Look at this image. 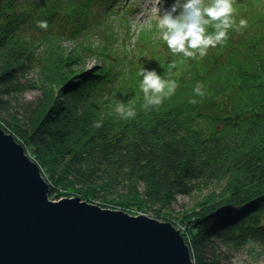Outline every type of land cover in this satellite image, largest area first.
<instances>
[{"label": "trees", "instance_id": "1", "mask_svg": "<svg viewBox=\"0 0 264 264\" xmlns=\"http://www.w3.org/2000/svg\"><path fill=\"white\" fill-rule=\"evenodd\" d=\"M94 2L97 9L83 0H0V55L12 61L9 69L4 71V64L0 70V98L15 90L10 86L21 84L36 85V97L42 101L53 96L51 104L37 108L34 103L28 108L35 117L29 116L23 127L13 124L3 129L32 149L41 168L49 162L51 171L57 170L65 182L78 177L75 184L84 188L87 198L105 194L124 207H141L159 220L165 217L160 212L168 211L177 196L190 195L206 182L222 184L231 174L236 179L231 188L214 192L217 199L209 197L195 217L192 213L182 218L186 222L192 218L187 231L195 264L209 258L220 262L219 248L237 252L245 245L264 247V0H235L226 43L208 50L203 59L173 54L144 66L142 57L132 51L136 61H130L124 72L114 66L119 62L116 55L128 56L131 51L118 41L120 36L107 18L114 5L111 0ZM132 10L128 7L127 14ZM241 19L247 21L246 28L240 27ZM38 21H47V29L39 28ZM154 34L140 32L137 47L155 43ZM90 57H97L102 65L79 73ZM49 62L53 69H63L61 76L49 68ZM76 62L80 70L72 71ZM40 63L48 73L39 72ZM173 63L174 95L146 110L141 69L168 79ZM33 68L43 81L26 80ZM67 83L71 87L64 88ZM197 83L202 85L203 98L194 94ZM64 90H71L69 99L50 111ZM193 99L197 103H190ZM3 102L0 99V108ZM117 102L134 108L135 118L114 113ZM96 122L102 126L94 127ZM242 138H248L252 148L232 154ZM67 145L73 153L65 149ZM246 154L256 160L245 159ZM90 174L99 182H87ZM120 175L134 185L132 190L119 187ZM56 181L64 184L57 176ZM228 207L232 211L227 214Z\"/></svg>", "mask_w": 264, "mask_h": 264}, {"label": "water", "instance_id": "2", "mask_svg": "<svg viewBox=\"0 0 264 264\" xmlns=\"http://www.w3.org/2000/svg\"><path fill=\"white\" fill-rule=\"evenodd\" d=\"M47 193L36 163L0 127V264H192L168 221Z\"/></svg>", "mask_w": 264, "mask_h": 264}, {"label": "rangeland", "instance_id": "3", "mask_svg": "<svg viewBox=\"0 0 264 264\" xmlns=\"http://www.w3.org/2000/svg\"><path fill=\"white\" fill-rule=\"evenodd\" d=\"M112 1L114 4H120V3H118L120 0H112ZM234 2H235V0H233V3ZM163 3H164V1H162L160 5H157L156 3L146 5V2L143 3L140 7H137L132 14H130L128 16V19L126 22H124L120 19V15L112 16V24L111 25H112L114 31L117 32L118 35L120 36L118 38V41H123L126 44L125 45L126 49L128 51H131V54H129L128 56H124V54L121 52L117 53L116 58L119 59V62H117V64L114 65L116 70H124V69L126 70V68L129 66L128 63L130 61H134V62L136 61V58L133 56L132 51L135 52V55H136V53H138V55L140 57H142V61H143L142 63L144 66L149 64L151 62V60L155 59L156 57H170L171 55H173L169 51V49H168L167 45L165 44V42L163 41V39L161 38V31L158 27V21L156 18L158 14L156 13L155 9L157 7H160L162 9ZM166 3H169V2L166 1ZM167 5L168 4H166V6H165L166 9H168L167 7H169ZM117 8H118V6L115 7V9H117ZM57 20H59V19H56L55 21H57ZM100 26H101V24H97L96 28L100 29ZM143 30L148 31V32H152L153 34L155 33L154 37L155 38L159 37L161 40L159 42H155L153 44H150L146 47L144 46L143 48H138L137 47V43H138L137 42V36ZM32 31H35V30H32ZM64 44L66 47L69 46V43L67 41H65ZM113 46H114V48H118L116 43ZM211 49H213V48H209V50H211ZM56 54L60 56V54H58V52ZM53 56L57 57L56 55H53ZM47 58L50 61V57L47 56ZM63 58H64V56H62L61 59H63ZM120 58H121V60H120ZM51 62L53 64L54 59H52ZM56 62H58L57 58H56ZM77 62L73 64L74 66L72 65V71L80 70L79 67H75ZM4 64H5L4 71H6L7 69H9L11 67L12 61L10 60V57H6L3 53L2 55H0V70L2 69ZM49 64H50L49 68L52 71H55L56 74L59 72L60 76L62 75L61 74V72L63 71L62 68L55 67V69H53L50 62H49ZM40 65H41V70H39V72H41V73L42 72L43 73L49 72V69L46 68V65H44L43 63H40ZM97 65L101 66L102 61H99V59L97 57H90L89 59H87L85 68H83L82 70H80L78 72L79 73L83 72V71L86 72L87 70H90L92 67L97 66ZM76 71L74 73H76ZM39 72L35 68H33V70H30L29 72H27L26 80L27 81H34V80L43 81L42 77L40 75H38ZM64 73H65V71H64ZM88 73H90V71ZM88 73H86V74H88ZM76 74H78V73H76ZM76 74H74V75H76ZM21 81L24 82V79H21ZM10 87H14V89H15L14 91H10V93L8 95L10 98H7L8 96L4 95L3 98H0V99H5V100L18 99V100H20V101H18V103L25 101V99H30V101L27 103H32L33 102L32 99L35 98L34 103H35L37 108H42L46 102H47V104H51L52 99H53V96L52 97L49 96L48 99H44L43 101L39 98L40 96L37 98L36 96L39 95V90H37L36 89L37 86L33 85V84H32V86H28V85L25 86L24 84H21L17 87L16 86H10ZM66 87H71L70 83L65 84L64 88H66ZM70 92H71V90L62 91L61 97L58 98V100H57L58 102L56 104H52V106L49 108V110L52 111L54 109L61 108L62 107L61 102L67 101L69 99V93ZM10 94H13L12 97ZM4 102H5L4 104H6V105L8 104L7 101H4ZM4 104L2 103V107L0 108V125H2L3 128H6V125L9 128H12L13 127L12 121H8V117L4 113V108H5ZM114 107H116V105ZM126 107H128V106H126ZM38 111H41V109H39ZM5 112H6V110H5ZM113 112L116 113L115 110H113ZM161 120L166 121L167 119L163 118ZM55 124H57V122ZM5 130H8V129H5ZM12 136H15V135L12 134ZM237 136H239V135H237ZM251 137H253V136H251ZM251 137H248V138H251ZM248 138L240 139L239 141L240 142L242 141V142L240 144H238V146H237L238 151H236V152L233 151L232 154L239 153V152H241L240 150H242V149L244 151H246V149H248V150L251 149L252 148L251 141L248 140ZM34 156H35L34 152H32L29 155V157H31L33 160L36 161V159H35L36 157H34ZM245 159L256 160L255 157L253 156V154L251 156H247V154H246ZM36 163H38V162L36 161ZM47 163H49V162H47ZM47 163L45 164V166L42 165L43 167L40 170V175H41L42 179L48 184L47 195H48V198L50 200L53 199L52 195H54V194L60 195L61 193H71V194L75 193L76 196H82V194L85 195V193L81 191L84 188H80V186L75 185L72 181L65 182L60 177L61 176L60 173H59V175L57 174V170H56V174H54L51 171V164L49 163L50 166L49 165L47 166ZM218 174L224 176V174H222L220 172ZM53 176H54V178H53ZM56 176H57V180H60L64 184H57ZM235 181H236L235 177L234 178L231 177V174H230L229 176H225V178L222 179V181H221L222 184L217 183V184H214L212 186H206V187L198 186V189L192 190L190 195L177 196L176 201L174 202L172 207L169 208L168 211L165 210V211L160 212L159 215L165 216L163 218V220L168 221L170 224H172V226L175 229H177L179 231L184 242L186 241L185 244L189 247L188 243H190V240L188 238V234L190 232L187 231V223L191 222L192 218L190 220H188L187 222L185 220L182 221V218L187 217L188 215H192V213H193L192 217H195L196 214H194V212L206 205V201L209 199V196H207V195H215L214 192H216V193L222 192L223 193V191H225L226 189L231 188L232 185L235 184ZM212 183H214V182H212ZM72 186H74V187H72ZM50 188L52 189V191L50 190ZM49 191H50V193H49ZM85 192H86V190H85ZM104 195L105 194H101V196L104 197L101 199L103 200L105 205L116 206V207H119L121 210H129V211H132V212H135L138 214L148 215L147 211L144 210L146 212L145 213L141 207L138 208V207L133 206V205H130L128 207H124L123 205L117 204L116 201H113L112 199L105 197ZM85 197H86V195H85ZM90 199L94 200V202H96V199L94 197H92ZM86 201H89V200L86 199ZM216 243H218V242H216ZM216 243H215V246L219 247V244H216ZM189 250H190L191 256H193L192 249H189ZM217 252H219V254L223 255V257H222V255L219 256L220 262L213 261L209 258L203 264H212V263H217V264H264V247L260 246V245H256V244L251 245V246L245 245L241 250H239L237 252H232V251L226 252L224 249L219 248V249H217ZM191 258L193 259V257H191Z\"/></svg>", "mask_w": 264, "mask_h": 264}, {"label": "clouds", "instance_id": "4", "mask_svg": "<svg viewBox=\"0 0 264 264\" xmlns=\"http://www.w3.org/2000/svg\"><path fill=\"white\" fill-rule=\"evenodd\" d=\"M157 5L161 0H156ZM161 38L169 51L174 55H182L184 58L203 59L209 48L223 45L228 39V32L233 27V0H174L168 9L161 12V8L155 9ZM241 28L247 27V21L241 19ZM37 26L47 29V21H38ZM211 29V31H209ZM175 64L169 65L168 79L162 78L154 70L141 69L140 89L145 101L144 108L157 107L166 98L174 95L177 84L171 79V69ZM194 94L203 98L205 95L202 85L197 83ZM190 103H197L191 100ZM115 112L123 119L135 118L134 108L126 107L117 102ZM102 124L96 122L94 127ZM192 264H195L193 256Z\"/></svg>", "mask_w": 264, "mask_h": 264}, {"label": "bare ground", "instance_id": "5", "mask_svg": "<svg viewBox=\"0 0 264 264\" xmlns=\"http://www.w3.org/2000/svg\"><path fill=\"white\" fill-rule=\"evenodd\" d=\"M234 39L235 40H238L239 39V37L236 35V36H234ZM240 51V50H239ZM88 75V74H87ZM7 98H9V97H7ZM2 100H4V101H7L8 102V104L6 105V104H4L5 102H3V104H4V106H5V108H4V113L7 115V117H8V121H12V124H20V127H23V124L24 123H29V116H33V118L35 117V115L33 114L34 112L30 109H28L29 107L30 108H32L33 107V104H34V100H35V98H33L32 99V103H27V102H29L30 101V99H25V101H23V102H21V103H18V101H20V100H18V99H9V100H5V99H2ZM13 101V102H12ZM10 107H9V106ZM5 110H6V112H5ZM79 113V112H78ZM53 114H55V113H53ZM13 126V125H12ZM0 127H3L2 125H0ZM29 129H31V127H29ZM6 133L7 134H11V132H10V130H6ZM12 135V134H11ZM14 139H15V141L17 142V145H20L21 146V148H22V150H23V152H24V154L27 156V157H29V155L33 152L32 151V149L19 137V138H16L15 136H14ZM24 142V143H23ZM30 148V149H29ZM65 149L66 150H69L70 152H72L73 153V147L72 146H68L67 145V147H65ZM31 160H32V162H34V163H36V161L35 160H33L31 157H29ZM36 165L38 166V168H39V171L41 170V167L38 165V163H36ZM65 176V175H64ZM114 177V176H113ZM114 178H116V177H114ZM119 178H121L120 180V184H119V187L120 188H122V189H126V190H132L133 188H134V185L133 184H129L130 182H128V181H126V180H124V177L123 176H119ZM85 179H82V181H84ZM86 180H87V182H95V183H98L99 182V180L97 179V177L94 175V174H90V176L88 175V177H86ZM73 182H74V184L75 183H78V181H80V179L78 178V177H73V180H72ZM75 185H78V184H75ZM78 186H80V185H78ZM206 186H210L209 184H208V182H206L205 184H204V187H206ZM196 189H198V188H196ZM75 197H78L79 199H82V200H85L86 201V199L87 200H89L88 202H93V203H98V204H104L105 205V203L103 202V200L101 199V197H96L95 195L93 196L95 199H96V202H94V200H91V199H89V198H87V197H85V196H76V194L75 193H72ZM57 194H54V195H52V201H58L59 199H60V195H57ZM207 196H209V197H211V198H215V196L216 195H207ZM100 198V199H99ZM49 199V198H48ZM215 199H217V197L215 198ZM229 209H231V208H229ZM146 213V212H145ZM141 215H145V214H141ZM192 259V258H191ZM193 260V259H192Z\"/></svg>", "mask_w": 264, "mask_h": 264}]
</instances>
